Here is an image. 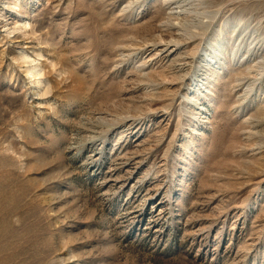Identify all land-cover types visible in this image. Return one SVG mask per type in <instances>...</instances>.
Instances as JSON below:
<instances>
[{"label": "rangeland", "instance_id": "374dc122", "mask_svg": "<svg viewBox=\"0 0 264 264\" xmlns=\"http://www.w3.org/2000/svg\"><path fill=\"white\" fill-rule=\"evenodd\" d=\"M181 1L0 0V264H264V0Z\"/></svg>", "mask_w": 264, "mask_h": 264}, {"label": "bare ground", "instance_id": "6f19581e", "mask_svg": "<svg viewBox=\"0 0 264 264\" xmlns=\"http://www.w3.org/2000/svg\"><path fill=\"white\" fill-rule=\"evenodd\" d=\"M166 1H174V0H166ZM188 2H190V0H183V1H181V2H176V4H177V6H175V7H172V8H170V13L171 14H175V15H177V16H181V15H184L185 16V14L187 13V11H188V8H187V6H188ZM170 3V2H169ZM189 13V12H188ZM212 14H214V13H211V15ZM182 17V16H181ZM206 17V16H205ZM211 18V17H210ZM204 23V22H203ZM180 31V30H179ZM179 46V45H178ZM175 47H177V45H174V48H172V50H170L169 51V53H168V56H170V55H172V54H174V52H176L177 51V49H175ZM130 57V56H129ZM26 59V58H25ZM263 60H264V58H263ZM29 63V62H28ZM257 63V62H256ZM258 65V64H257ZM33 68V67H32ZM31 74H32V76H40L39 75V73H35L34 72V69H32V71H31ZM35 80H37V79H35ZM38 81V80H37ZM124 124L126 123V120L123 122ZM126 125V124H125Z\"/></svg>", "mask_w": 264, "mask_h": 264}]
</instances>
